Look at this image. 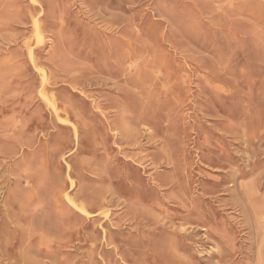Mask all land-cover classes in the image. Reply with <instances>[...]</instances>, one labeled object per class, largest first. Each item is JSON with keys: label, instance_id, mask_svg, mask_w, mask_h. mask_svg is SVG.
I'll return each mask as SVG.
<instances>
[{"label": "rangeland", "instance_id": "rangeland-1", "mask_svg": "<svg viewBox=\"0 0 264 264\" xmlns=\"http://www.w3.org/2000/svg\"><path fill=\"white\" fill-rule=\"evenodd\" d=\"M263 219L264 0H0V264H264Z\"/></svg>", "mask_w": 264, "mask_h": 264}, {"label": "bare ground", "instance_id": "bare-ground-1", "mask_svg": "<svg viewBox=\"0 0 264 264\" xmlns=\"http://www.w3.org/2000/svg\"><path fill=\"white\" fill-rule=\"evenodd\" d=\"M38 22V21H37ZM38 26V28L37 29H39V25H37ZM37 31V30H36ZM40 36H42L41 34H39ZM40 36H39V38H40ZM37 39V38H36ZM38 40V39H37ZM42 42V41H41ZM39 43V42H38ZM44 78V77H43ZM44 82V81H43ZM163 163V162H162ZM235 200V199H234ZM105 210V209H104ZM108 215V214H107ZM106 215V216H107ZM264 220V219H263ZM145 225H147V224H145ZM113 226V225H112ZM213 226V225H212ZM206 230V229H205ZM221 251V250H220ZM218 253V252H217ZM220 253V252H219ZM217 259V258H216Z\"/></svg>", "mask_w": 264, "mask_h": 264}]
</instances>
